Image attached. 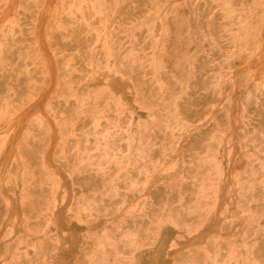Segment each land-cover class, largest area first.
<instances>
[{"label": "rangeland", "instance_id": "rangeland-1", "mask_svg": "<svg viewBox=\"0 0 264 264\" xmlns=\"http://www.w3.org/2000/svg\"><path fill=\"white\" fill-rule=\"evenodd\" d=\"M0 264H264V0H0Z\"/></svg>", "mask_w": 264, "mask_h": 264}, {"label": "bare ground", "instance_id": "bare-ground-1", "mask_svg": "<svg viewBox=\"0 0 264 264\" xmlns=\"http://www.w3.org/2000/svg\"><path fill=\"white\" fill-rule=\"evenodd\" d=\"M71 42H72V41H71ZM130 75H131V74H130ZM131 76H132V75H131ZM131 76H130V77H131ZM128 77H129V76H128ZM114 79H115V78H114ZM114 79H113V80H114ZM119 80H120V79H119ZM119 80H118V81H119ZM116 81H117V80H116ZM118 81H117V82H118ZM124 82H125V81H124ZM119 83H120V82H119ZM119 83H117V84H119ZM114 85H115V84H114ZM124 85H125V84H124ZM121 86L124 87L123 85H121ZM113 87H114V86H113Z\"/></svg>", "mask_w": 264, "mask_h": 264}]
</instances>
